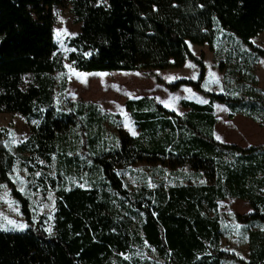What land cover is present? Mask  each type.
Returning <instances> with one entry per match:
<instances>
[{"label":"trees","instance_id":"obj_1","mask_svg":"<svg viewBox=\"0 0 264 264\" xmlns=\"http://www.w3.org/2000/svg\"><path fill=\"white\" fill-rule=\"evenodd\" d=\"M58 8H68L80 24L68 39L67 53L55 36ZM223 29L264 55V48L253 42L264 31V0H0V112H18L31 121L30 135L13 150L3 142L8 129L0 127V181L31 222L30 201L11 175L17 158L29 171H46L55 154L66 159L69 147L81 148L80 137L75 139L80 133L87 134V151L80 149L84 156L75 154L68 162L73 160L78 170L87 167L98 178L94 186L68 189L50 178L57 193L51 235L39 225L0 229V264H132L122 254L144 240L167 264H221L223 257L264 264V228L249 229V261L243 260L219 247V216L207 213L218 210L219 200L237 196L253 208L237 219L264 224V144L217 141L212 104L182 100L192 108L186 116L157 104L176 116L174 122L167 115L152 116L156 108L146 109L147 98L128 99V109L140 107L142 135L119 124L116 145L103 137V122L114 117L101 113L96 103L69 101V110L55 104L68 85L69 61L85 72L142 70L171 90L191 85L232 112L264 113L259 93L249 100L202 86L206 67L190 44L213 47ZM188 58L200 66L197 78L167 81L156 71L181 67ZM248 77L255 80L254 74ZM157 161L172 168L187 165L205 182L142 183L131 189L119 171Z\"/></svg>","mask_w":264,"mask_h":264},{"label":"rangeland","instance_id":"obj_2","mask_svg":"<svg viewBox=\"0 0 264 264\" xmlns=\"http://www.w3.org/2000/svg\"><path fill=\"white\" fill-rule=\"evenodd\" d=\"M55 13L57 16L55 36L61 50L67 53L71 49L67 43L68 39L78 33L80 24L74 21L73 14L68 8H58L55 10ZM58 31L60 33L59 37L57 35ZM218 41L215 45L217 48L216 51L213 49L215 47L210 48L208 45L204 47H199L196 44L193 45L194 54L203 59L206 67V76L202 84L203 88L215 92H227L232 95L237 94L249 100L257 97V93L264 96V63H261V61H264V55L243 42L237 34L226 29H223ZM253 42L259 47L264 48V31L253 37ZM225 55L227 65L223 64V57ZM220 57H222L221 66L220 62H216V64L214 62V60ZM65 64L68 85L64 91L56 96L55 104L57 107L69 110L72 108L68 104L69 101L78 100L90 102L93 98H96V101L100 102V106L97 103L96 105L101 113L114 107L112 103L107 102V100L104 101V98L107 96L104 91H107V86L113 84L117 80V77L122 78L127 76L126 74L120 73L119 70H113L117 73H111L113 71L85 72L75 69L69 61H66ZM189 65H194V67ZM223 68L227 72L226 76H223ZM248 68L254 72L255 80L254 78L243 76ZM176 70L178 71L176 78H197L200 73V66L193 58H188L186 64ZM136 72L142 73L141 71ZM212 74L215 75L213 76ZM217 102L218 104L215 107L217 116L221 122L227 124V114L224 111V107H227V105L220 101ZM238 107L246 108L247 106L245 104H238ZM241 117H245L243 113H236L234 121L229 122V129L233 130L229 132L231 136L227 140L242 146L264 144L263 125L257 124L256 128L253 127L252 130L250 129L248 131H240L238 127L232 128L234 123L238 125L236 119H240ZM103 124L106 130L107 140L113 141V138L118 134L116 127L118 124L110 119H106ZM0 127H6L8 129L3 142L11 150L18 143L24 141L31 133V121L18 112L1 111ZM77 137H80L78 140H80L81 148L72 149L69 147L65 153L68 158H73L75 154L84 156V153H81L80 149L87 151L89 143L87 134L80 133L79 136H75V139ZM13 139L16 141L15 143H12ZM68 158L60 160V156L55 154L52 163L46 171H43L42 168L29 171L27 165L22 164L21 159L17 158L11 175L18 189H24L22 192L30 201L33 217L31 222L27 221L21 212L18 200L13 196L7 185L0 181V226H2L0 229H11L12 225H9L7 221L14 220L18 223L27 224L28 226L39 225L46 230L51 227L53 230L54 213L57 207V193L50 186V178L62 181V186L67 189L73 186L91 187L98 180L97 176L87 167L79 170L76 169V164L73 163L74 161L71 160L68 162ZM88 162H83L81 166H87ZM119 171L126 185L131 189L142 183H147L154 187L160 183L170 185L174 183L205 182V178H201L191 172L187 165L172 168L169 164L159 161L155 163L138 162ZM251 211H253V208L249 202L237 196L219 200L218 210L216 212L214 210L207 211L209 215L218 214L219 216L222 230L219 247L234 252L243 260L248 259L247 261H249V229L257 227L264 228V224L257 225V221L254 219L242 222L237 219L236 215ZM237 225H239L238 230L236 228ZM122 257L132 264H153L154 262L167 264L165 258L159 256L155 247L146 240L132 244L131 249L127 253H123ZM220 263L242 264L234 257H223ZM112 264H123V262L115 260Z\"/></svg>","mask_w":264,"mask_h":264},{"label":"crops","instance_id":"obj_3","mask_svg":"<svg viewBox=\"0 0 264 264\" xmlns=\"http://www.w3.org/2000/svg\"><path fill=\"white\" fill-rule=\"evenodd\" d=\"M217 42H219L218 39L215 41L213 47H215ZM194 44L195 43L190 44L192 51ZM196 45H198L199 47H204L205 45H208L210 48H213L207 43L202 45L200 44H196ZM213 49L214 51L217 50L216 47ZM221 58L222 57L218 58L217 60H214L215 64L216 62H220V66H221L222 65ZM223 64L227 65L226 55L223 57ZM183 66L159 68L156 71L163 79L167 81H174L178 79L176 78V74L178 72L176 69L182 68ZM222 70L224 73L223 76H226L227 72L225 68H223ZM136 71H141L142 73ZM92 72H107V71H92ZM119 72L124 73L127 76H124L122 78L117 77V80L113 84L107 86L106 88L107 91H104V93L107 94V96L104 98V101L107 100V102L112 103L114 107L109 108V110H106L105 112L110 113L111 117H114V118H110V120L118 124L116 125L117 128L120 124L131 134L132 131H135L136 135L139 136L142 135V127H140V124H142V120L140 119L141 117H138L139 111H137V109L139 110L140 107H138L137 104H132L131 109H128L126 101L128 99L135 100L139 98H147L145 102L146 109L152 110L156 108L155 110L156 114L154 113L152 116L154 117L158 116L161 118L167 115V118L174 122L176 120V116H171L170 114L164 113L161 109H158L156 105L160 104L169 110L175 111L180 116H186L188 112L192 111V108L190 106H185L182 103V100L193 101L199 104H206V105L212 104L214 108L213 113L216 117V122L214 123L212 132L214 138L217 141L223 143H235L233 141H228L227 138L231 136L229 132H232L233 130V129H229L230 128L229 122L234 121L236 113H243L245 117L236 119V122L238 123V125L240 123V125L238 126L234 123L232 125V128L238 127L240 131H248L250 129L252 130L253 127L256 128L257 124L264 126V113L262 112L253 113L249 111L232 112L228 108V106L224 107L225 109L224 111L227 114L226 116L227 124L221 122L215 111L216 110L215 107L218 104L217 102L218 100L211 101L208 95H205L204 93L195 89L191 85H181L178 88L171 90L168 87L158 83L154 76L147 75L142 70H119ZM111 73H117V72L113 71ZM251 74H254V72L248 68L247 72L243 76H250ZM90 102H94L97 104L100 103L99 101H96V98H93V100H90ZM115 114H119V116H114ZM126 121H127V126L125 123ZM160 132H162V130ZM103 137L107 139L106 134H104ZM217 137H219L220 139H217ZM118 140L119 137L117 134L113 138V141H110L109 143L116 145L118 143Z\"/></svg>","mask_w":264,"mask_h":264},{"label":"snow or ice","instance_id":"obj_4","mask_svg":"<svg viewBox=\"0 0 264 264\" xmlns=\"http://www.w3.org/2000/svg\"><path fill=\"white\" fill-rule=\"evenodd\" d=\"M105 2H106V0H105ZM59 31H58V37H59ZM261 63H264V61H261ZM189 66H191V67H194V65H189ZM68 67H70V66H68ZM213 76L215 75V74H212ZM193 78H195V77H193ZM206 102V101H205ZM33 123H38V122H36V121H33ZM126 123V126H127V121L125 122ZM131 130V129H130ZM12 135H14V134H12ZM132 135H136V132L135 131H132ZM217 139H220L219 137H217ZM16 141L13 139V141H12V143H15ZM37 175H39V173H37ZM20 191H24V189L23 188H21L20 189ZM17 211H18V209H17ZM7 223L9 224V225H12V228L11 229H9V228H2V230H4V231H9V230H24V229H26L27 227H28V225L27 224H24V223H18V222H16V221H14V220H8L7 221ZM0 227H2V226H0ZM236 228H237V230L239 229V225H237L236 226ZM47 232L49 233V235H51V233H52V229H51V227H49L48 229H47ZM239 234V233H238Z\"/></svg>","mask_w":264,"mask_h":264}]
</instances>
